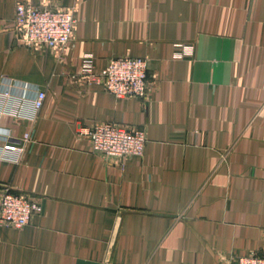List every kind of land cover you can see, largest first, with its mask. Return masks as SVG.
Here are the masks:
<instances>
[{"label":"crops","instance_id":"0c3cea01","mask_svg":"<svg viewBox=\"0 0 264 264\" xmlns=\"http://www.w3.org/2000/svg\"><path fill=\"white\" fill-rule=\"evenodd\" d=\"M23 1L0 0V135L32 141L20 162L0 160V187L41 197L43 211L0 226V264L264 256V0H47L78 9L58 54L19 43ZM179 43L193 55L175 58ZM86 54L99 70L148 58V98L86 83ZM101 122L143 129V157L93 153L85 128Z\"/></svg>","mask_w":264,"mask_h":264},{"label":"built area","instance_id":"2783aa9c","mask_svg":"<svg viewBox=\"0 0 264 264\" xmlns=\"http://www.w3.org/2000/svg\"><path fill=\"white\" fill-rule=\"evenodd\" d=\"M33 0H24L17 5L15 30L19 43L34 51L61 53L75 38L77 30V6L65 7L49 5L41 0L34 5ZM175 58H184L194 53L193 45H176ZM149 59L130 55L110 59L106 67L99 70L92 54H86L81 61V78L90 84H100L119 98L146 100L149 92ZM47 98L46 91H39L34 105L42 108ZM89 135L91 151L112 161H122L129 157H143L147 135L143 129L131 128L114 122L95 123L85 128ZM0 128V133H1ZM0 160L20 162L32 141L26 132L20 140H12L9 135H0ZM43 211V200L25 192H18L10 186L0 187V226L21 229L33 217ZM231 264H264V256L249 255L236 257Z\"/></svg>","mask_w":264,"mask_h":264}]
</instances>
